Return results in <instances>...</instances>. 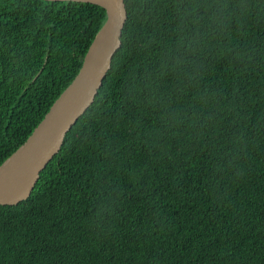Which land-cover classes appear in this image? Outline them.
Instances as JSON below:
<instances>
[{
	"label": "trees",
	"instance_id": "obj_1",
	"mask_svg": "<svg viewBox=\"0 0 264 264\" xmlns=\"http://www.w3.org/2000/svg\"><path fill=\"white\" fill-rule=\"evenodd\" d=\"M122 46L30 197L0 205V264H264V0H125ZM106 22L0 0V165Z\"/></svg>",
	"mask_w": 264,
	"mask_h": 264
},
{
	"label": "water",
	"instance_id": "obj_2",
	"mask_svg": "<svg viewBox=\"0 0 264 264\" xmlns=\"http://www.w3.org/2000/svg\"><path fill=\"white\" fill-rule=\"evenodd\" d=\"M45 1L100 6L106 11V22L73 82L25 143L0 165V205H17L30 197L41 172L62 149L69 131L94 103L113 58L122 46L121 38L128 18L125 0Z\"/></svg>",
	"mask_w": 264,
	"mask_h": 264
}]
</instances>
